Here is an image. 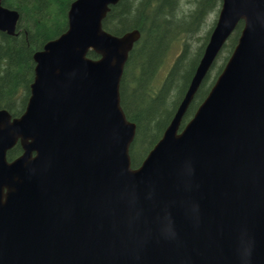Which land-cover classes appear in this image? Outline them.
<instances>
[{"label":"water","instance_id":"95a60500","mask_svg":"<svg viewBox=\"0 0 264 264\" xmlns=\"http://www.w3.org/2000/svg\"><path fill=\"white\" fill-rule=\"evenodd\" d=\"M118 1L72 0L66 30L33 54L24 111L0 109V264H264V0H221L186 91L134 168L119 85L140 33L103 28ZM2 2L0 31L13 35L19 13Z\"/></svg>","mask_w":264,"mask_h":264},{"label":"trees","instance_id":"16d2710c","mask_svg":"<svg viewBox=\"0 0 264 264\" xmlns=\"http://www.w3.org/2000/svg\"><path fill=\"white\" fill-rule=\"evenodd\" d=\"M71 1L3 0L4 6L19 13L15 34L0 31V109H6L12 117L22 114L30 95L34 52L66 30ZM220 4L221 0H119L110 6L102 21L105 30L117 35L132 29L140 33L128 52L119 85L120 106L135 124L129 146L131 167L142 162L169 123L203 52ZM212 12L216 15L205 37L201 30ZM241 28L239 21L189 103L180 128L208 93ZM87 55L98 57L91 50ZM172 55L171 64L162 72ZM21 152L16 143L7 151V159Z\"/></svg>","mask_w":264,"mask_h":264},{"label":"rangeland","instance_id":"374dc122","mask_svg":"<svg viewBox=\"0 0 264 264\" xmlns=\"http://www.w3.org/2000/svg\"><path fill=\"white\" fill-rule=\"evenodd\" d=\"M219 9H220V7H219ZM219 9H218V12H219ZM218 12H217V15H218ZM215 15H216V12H212L210 15H209V17H208V19H207V23L205 24V26L202 28V30H201V32L204 34L205 33V37H206V35H207V33H208V30L210 29V26H211V21L215 18ZM216 18H217V16H216ZM215 21H216V19H215ZM202 34V35H203ZM174 53H176V50H175V52ZM173 53V54H174ZM172 59H173V55L172 56H170V58L166 61V63H165V65H164V67H163V69H162V72H165L166 70H167V68L169 67V65L171 64V62H172ZM226 62V61H225ZM170 106H172V105H170Z\"/></svg>","mask_w":264,"mask_h":264}]
</instances>
